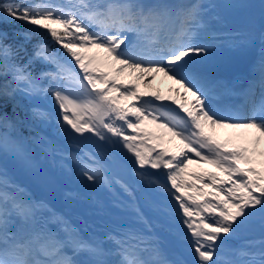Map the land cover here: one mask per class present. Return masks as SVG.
Here are the masks:
<instances>
[{
    "label": "snow or ice",
    "instance_id": "1",
    "mask_svg": "<svg viewBox=\"0 0 264 264\" xmlns=\"http://www.w3.org/2000/svg\"><path fill=\"white\" fill-rule=\"evenodd\" d=\"M220 7L202 0H0V23H25L11 41L0 31V159L35 168L18 126L54 124L72 142L68 155L79 176L109 189L119 185L139 225L85 236L0 169V264H264V47L243 103H214L229 91L216 75L217 53L225 36L236 46L233 34L217 27L224 23L215 12ZM35 35L66 55L44 41L29 54ZM238 35L241 45L249 42ZM259 40L264 45V25ZM161 74L179 86L170 89L177 98L141 90ZM217 130H229V138L217 139ZM174 141V149L167 146ZM122 163L138 186L161 197L145 205L154 219L118 177ZM193 163L217 172H189ZM257 228L259 238H247ZM157 229L174 235L193 259L166 258ZM235 240L243 242L230 246Z\"/></svg>",
    "mask_w": 264,
    "mask_h": 264
},
{
    "label": "rangeland",
    "instance_id": "2",
    "mask_svg": "<svg viewBox=\"0 0 264 264\" xmlns=\"http://www.w3.org/2000/svg\"><path fill=\"white\" fill-rule=\"evenodd\" d=\"M57 2L63 3L64 0H57ZM202 2L222 6L215 9V12L219 13L224 20V23L217 24V27L221 28L225 33L233 34L231 42H234L236 46H230L229 38L225 36L222 46L217 53L219 58L218 63L214 67L216 69V75L223 77L224 81L230 78L236 79V77H240V72L247 56L253 53L256 56L260 55L261 48L264 47L259 40V31L261 26L264 25V8H262L264 0H202ZM226 5H237V7H224ZM240 33H246L248 35L249 42L247 44H240L242 39L238 35ZM75 70L79 71L78 68ZM166 83L168 82L160 79L153 81L147 87L142 84L141 89L145 87L148 91H159L164 96L177 98L176 93L170 91V89H175L179 86L176 84H173V87L166 86ZM232 83H236V81L233 80L230 84ZM182 91L183 89H181ZM221 98L222 95L217 99L220 103ZM20 102L22 105H27V107L29 105L27 100H21ZM41 102L42 104H48L45 101ZM163 103L168 104L169 102L165 101ZM214 103L217 104V102ZM22 111L24 113V108H22ZM175 111L181 116L184 115L178 107H175ZM148 126L152 129L154 128L152 126L155 125ZM21 128H26L29 132V134L25 135L24 140L28 143L25 146L35 168H29L23 163L14 161L11 158H5L6 161L11 163V167H13L11 172L15 177L7 169L3 162L4 159H0L2 161L0 169L7 172L8 178L14 184L23 188L34 200H44L53 211L65 218L69 217L72 224L81 229L82 234L85 236L88 233L103 235L106 231H112L114 228L124 225L139 226L135 225V214L129 208L131 198L119 185H115L109 189L99 182H89L79 176L76 164L68 155L74 150L72 142L68 138L60 135L54 124H41L39 122L33 124L28 121L18 126L19 133L23 132ZM155 130L158 132L161 131V129ZM229 135V130H217L216 138L223 141L228 139ZM15 167L21 168V175L19 171L14 170ZM127 168L128 165L122 163L116 169L118 177L130 185L145 215L154 219L156 213L145 205L147 201H151L154 198L160 200L161 197L151 189L138 186L130 177ZM148 171L158 172L160 170L148 169ZM189 172L202 174L206 172H217V169L208 164L193 163L189 166ZM160 179L164 181L165 177L160 176ZM187 179H189V182L197 183V187H202L194 178L187 177ZM74 186L77 189H71ZM103 190L106 193L100 199L98 194ZM204 190L212 191L207 188ZM67 193H73L75 195L74 197L68 196L66 195ZM98 202L103 205L102 211L98 207ZM163 203L170 204L173 207L175 206L170 198L163 199ZM157 233L168 238L166 243L160 242V248L163 254L168 255V259H175L178 256L187 261L188 258L190 260L193 259L187 246L179 243L174 238V235L162 232L159 229H157ZM171 245L178 246L179 249L177 252L166 251L164 246L169 247ZM81 258L86 257L82 256Z\"/></svg>",
    "mask_w": 264,
    "mask_h": 264
},
{
    "label": "trees",
    "instance_id": "3",
    "mask_svg": "<svg viewBox=\"0 0 264 264\" xmlns=\"http://www.w3.org/2000/svg\"><path fill=\"white\" fill-rule=\"evenodd\" d=\"M28 27H31V26L29 25ZM24 29H25V23L21 22V21H12V22H8V23H0V31H4V32L8 33L10 41L15 39V36H14L15 33L21 32ZM37 41L47 42L53 51H59L62 55H66L64 53V50L62 48H60L59 45L53 43L50 38H48L44 35H35L33 37L32 42L28 43L26 45L27 52L29 54H31L32 49H33V45ZM38 66H40V65H38ZM47 67H49V65ZM20 111H21V109H20ZM21 116L22 117L24 116V115H22V111H21ZM2 131H3V129H0V132H2Z\"/></svg>",
    "mask_w": 264,
    "mask_h": 264
},
{
    "label": "bare ground",
    "instance_id": "4",
    "mask_svg": "<svg viewBox=\"0 0 264 264\" xmlns=\"http://www.w3.org/2000/svg\"><path fill=\"white\" fill-rule=\"evenodd\" d=\"M160 79H164L165 81L168 82V83H166V86H167V85H169V86H171V87L174 86V85H173L174 83H173L172 81L168 80V79H167L166 77H164L162 74H161V75H157L156 80H160ZM156 80H155V81H156ZM170 83H171V84H170ZM141 90H142V91H148L145 87H143ZM151 91H152V90H151ZM236 91H237L236 89L233 90V93H236ZM166 102H169L168 104L170 105V107H171L172 109H175V107L177 108V105L172 104L170 101H166ZM148 127L151 128L150 126H148ZM152 127H154V128H152V130L156 131V130H155V129H156V126H152ZM160 132H164V130L161 129ZM165 138H166V139L168 138L167 135L165 136ZM178 143H179L178 141H174L172 145H167V146L170 147V148H173V149H174L175 144H178ZM261 147L264 148V144H262ZM26 193H27V192H26ZM27 195L30 196L28 193H27ZM30 197L33 199L32 196H30Z\"/></svg>",
    "mask_w": 264,
    "mask_h": 264
},
{
    "label": "water",
    "instance_id": "5",
    "mask_svg": "<svg viewBox=\"0 0 264 264\" xmlns=\"http://www.w3.org/2000/svg\"><path fill=\"white\" fill-rule=\"evenodd\" d=\"M85 135H90V134H85ZM100 197H103V193L100 194Z\"/></svg>",
    "mask_w": 264,
    "mask_h": 264
}]
</instances>
